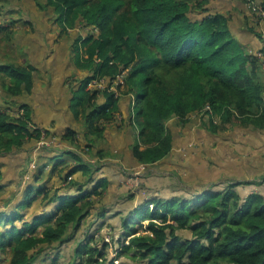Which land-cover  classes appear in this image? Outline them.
<instances>
[{
  "label": "trees",
  "instance_id": "16d2710c",
  "mask_svg": "<svg viewBox=\"0 0 264 264\" xmlns=\"http://www.w3.org/2000/svg\"><path fill=\"white\" fill-rule=\"evenodd\" d=\"M208 1L45 0L43 6L55 7L63 31L81 20L99 30L79 36L75 47L76 62L91 69L74 99L75 113L84 115L89 134L103 133V123L119 111V98L107 89H87V83L95 76L115 77L122 69L128 70L121 91L132 97L131 121L139 130L133 152L141 163H155L169 153V118L187 122L191 113L207 105L212 111L211 132L223 131L234 121L264 127L261 59L233 35L225 14L197 15ZM261 5L264 8V0ZM5 28L9 27L0 24V30ZM250 30L261 36L254 25ZM0 73L9 76L1 84L12 96L29 90L33 82L31 65L0 63ZM100 93L105 101L95 104ZM22 107V116L0 109V153L40 135L30 129L29 112ZM216 117L222 124L214 121ZM78 168L92 172L79 161L66 178ZM237 184L209 187L191 197L147 199L122 218L123 238L114 258L104 250L107 242L101 248L89 235L76 243L71 261L55 257L53 264H119L122 258L145 264H264V196L256 191L242 196ZM98 185L95 195L102 192ZM89 196L91 191L65 196L52 214L29 221L20 211L0 212V263L5 256L9 264H34L40 254L48 256L47 251L74 239L93 207ZM31 201L29 193L22 205ZM144 220H148L146 231L139 232L136 224L143 225ZM184 229L192 236L178 233Z\"/></svg>",
  "mask_w": 264,
  "mask_h": 264
},
{
  "label": "crops",
  "instance_id": "0c3cea01",
  "mask_svg": "<svg viewBox=\"0 0 264 264\" xmlns=\"http://www.w3.org/2000/svg\"><path fill=\"white\" fill-rule=\"evenodd\" d=\"M43 5L45 0H0L1 25L12 31L0 30V63L31 65L33 78L29 90L12 96L1 84V79L9 76L0 73V109L17 115L25 105L31 121L45 128V140L51 141L50 146H41L36 137H27L21 146L0 153V207L6 213L20 211L29 221L34 216L52 214L65 196L91 191V196L96 197L94 187L99 183L97 190L102 192L97 197L110 202L107 207L95 209L101 219L99 226L102 227L108 215L118 216L122 226V218L140 204L126 195L130 187L128 180L134 177H126L121 169L123 166L134 170L141 164L133 152L139 130L131 121L132 97L120 95L119 115L103 123L100 136L89 134L85 117L81 113L76 115L74 104L81 80L91 73V69L75 58L76 39L85 36L78 23L63 31L55 7ZM214 13L228 17L231 32L244 45L253 49L264 45L261 36L249 28L253 19L246 0H209L197 15ZM254 29L264 33V19ZM104 101L105 96L100 93L95 104ZM205 111L198 115L203 119L195 123L182 122L176 116L166 121L172 147L150 167L178 171L187 180L201 174L199 160H204L212 164L217 175L225 173L230 181L247 184L236 186L242 196L252 191L264 196V181H260L264 179V127L234 121L221 129L225 131L211 132L208 119L212 111ZM217 120L222 124L219 118L214 119ZM70 130L72 137L68 136ZM98 156L102 159L95 168L88 161ZM79 161L86 162L92 172L86 174L78 168L69 180L67 172ZM154 173L143 178L149 187L156 185L157 191L152 193L156 195L148 199L189 195L177 191L180 187L175 186L170 175ZM169 190L172 192L168 193ZM29 193L32 201L24 206L22 202Z\"/></svg>",
  "mask_w": 264,
  "mask_h": 264
},
{
  "label": "rangeland",
  "instance_id": "374dc122",
  "mask_svg": "<svg viewBox=\"0 0 264 264\" xmlns=\"http://www.w3.org/2000/svg\"><path fill=\"white\" fill-rule=\"evenodd\" d=\"M255 1L261 2L262 0H255ZM246 4L250 10L251 17L253 19V25L256 26L260 21L257 22L254 18V15H253V12L251 9V2L246 0ZM261 19L262 18H260L259 20H261ZM0 24H1V22H0ZM77 25H80L79 26V27H81L80 30L83 31L84 36H87V34L91 33V31H92L89 29H87V30L84 29L86 27L85 26L86 24H84L82 20H81V22L78 21ZM73 27H75V26H73ZM92 33L97 34V31H93ZM245 47H246V50H249L252 48V47L247 46V45H245ZM117 80H118V75L113 80L114 88H116L117 92H120L121 96L125 95L121 91L122 89L125 88L124 82L120 83V80H119L118 84H117ZM139 98H140L139 94H136L135 104H134L136 107L139 106ZM6 111H8V110L6 109ZM202 112H206V111L202 110L199 112L191 113L189 115V120L191 122H194V123L199 121V120L201 121L203 118L202 117L199 118L198 115L199 114L201 115ZM20 113L21 114L24 113L23 108L20 109V111L17 114H20ZM38 127H40V126H38ZM223 131H225V130H223ZM199 163L202 166L201 174L199 176H196V177L190 176L187 178V180H184L182 178L181 174L178 173V171L173 172V171L162 170V169H159V167H157V166L150 167V165H153L154 163H152V164L141 163L139 166L135 167L134 170H131L133 172L132 175L126 176V177H134V180L132 178H129V180H128L130 182L128 184V186H130V187H129L128 191L126 192V195L135 198L136 200H138V202L140 201V203L147 200L148 199L147 197H150L151 195H156V194H152V193H154V191H157L155 189L156 185H154V187H149L148 185H146V183L144 181L145 179H143L145 175H147L151 172H155L154 174H158V175H161V174L170 175L172 177V179L175 181V184H176L175 186L180 187L182 189V190H180V188H179L177 191L181 192V193L187 192L189 194L188 195L189 197H191L194 194H198V193L202 192V190H204L206 188H209V187L221 188L223 185L225 186L226 183L232 182V181H230L231 178H229V176H227L228 174L223 173V171H222L223 174L217 175V173H215L214 168H212V164L208 165L204 160H199ZM124 169H125V167H124ZM126 169H127V167H126ZM128 169H130V168H128ZM260 176H261V174H260ZM260 181H264V179L262 178ZM245 185H247V184L238 183L236 186L243 187ZM167 192L171 193L172 190H169ZM97 196H99V195H97ZM97 196L96 197L90 196V199L93 202V207L90 209V213L84 218L82 224L77 229L74 239L63 243L62 245H59L58 247H56L52 250L47 251L48 256H46L47 255L46 252H44V254L43 253L40 254L38 256V258L35 260L34 264H53V258H55V257H57V259L59 261L60 260L65 261V262H68L69 260L71 261L72 252H73L74 247L76 246V243L79 240H81L82 238L86 239V237H88L89 235H93V238L99 242L98 245L101 248L104 246L103 243H105V242L108 243L107 248L105 247V249H104L108 253V258H114L117 255L119 238H121V239L123 238V232H121V230H122L121 222H118V219H119L118 216L114 217V216L108 215V217L103 221L104 223H103L102 227L99 226L101 219L98 216V214L95 213V209L98 207H102V208L107 207L110 204V202L105 201L106 199H103L102 197H97ZM2 209L3 208L0 207V212H5V210H2ZM147 222H148V220H144L143 225L136 224V227L139 228V232H145L146 231L145 229H146ZM178 233L181 234L183 237H191L192 236L191 230H189V229L178 230ZM124 238L128 239L127 237H124ZM91 241H94V240L91 238ZM118 262H119V264H145L144 262L138 263V262H136L132 259H129V258L128 259L122 258ZM0 264H9V259H6L4 256L2 258V262Z\"/></svg>",
  "mask_w": 264,
  "mask_h": 264
},
{
  "label": "built area",
  "instance_id": "2783aa9c",
  "mask_svg": "<svg viewBox=\"0 0 264 264\" xmlns=\"http://www.w3.org/2000/svg\"><path fill=\"white\" fill-rule=\"evenodd\" d=\"M248 1L251 2V9H252L255 20L258 22V21H260L259 20L260 18L264 19V8L262 7L261 2H258L255 0H248ZM85 28L92 30L91 32H93V31H97V33L99 32L98 28L94 27L92 25H86ZM261 38L264 40V33H261ZM248 51L250 53H255L261 59V68H262V71L264 73V45L262 47L256 48V49L251 48ZM98 60H99V58L96 59V61H98ZM127 71H128L127 69L120 70V72L117 74L118 75L117 84H118L119 80H120V83L124 82V79L127 75ZM115 77L95 76V77L91 78L90 81L87 83V89H98V90H106L107 89L108 91L114 92L115 96L119 97L120 92H117L116 88H114V86H113V80ZM206 109L211 112V108L209 105L206 106ZM2 111H4V110H2ZM115 114H116V116H118L119 112H116ZM22 115L23 114H21V113L17 114V116H22ZM28 125H29L31 130H34L33 132L35 134H36L35 129L40 133V135L38 137V143L41 146H50L51 145V143H50L51 141L48 142L45 140V136H46L45 128L38 127L37 124L33 123L31 120L28 121ZM101 159H102V157L98 156L97 158L89 159L88 163H91L95 168H97L98 167L97 161L101 162ZM121 169L126 176L132 175V173H133L130 169H126V168L124 169L123 166L121 167ZM71 178H72V176L69 175L68 179L70 180Z\"/></svg>",
  "mask_w": 264,
  "mask_h": 264
},
{
  "label": "clouds",
  "instance_id": "9594fccd",
  "mask_svg": "<svg viewBox=\"0 0 264 264\" xmlns=\"http://www.w3.org/2000/svg\"><path fill=\"white\" fill-rule=\"evenodd\" d=\"M86 25H90V24H86ZM86 25H85V26H86ZM94 27H95V26H94ZM91 33H92V32H91ZM84 38H85V37H84ZM86 88H87V87H86Z\"/></svg>",
  "mask_w": 264,
  "mask_h": 264
}]
</instances>
